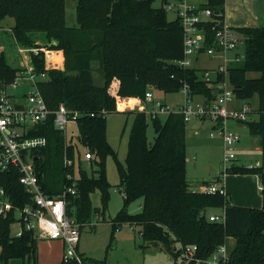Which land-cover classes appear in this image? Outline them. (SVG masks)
I'll return each mask as SVG.
<instances>
[{"label":"trees","instance_id":"obj_1","mask_svg":"<svg viewBox=\"0 0 264 264\" xmlns=\"http://www.w3.org/2000/svg\"><path fill=\"white\" fill-rule=\"evenodd\" d=\"M74 1L76 24L69 26L67 0H0V22L14 20L11 31L18 42L32 45V35L44 34L47 51L63 52L62 68L48 65L45 53L31 55L38 78L36 88L51 111L46 121L33 125L27 134L47 140L46 147L33 151L35 171L45 194L57 197L75 183V195H68L67 213L82 232L94 214H105L108 209L112 186L105 161L110 155L116 160L124 196V207L112 224V236L124 223L140 227L144 243L161 245L173 257L172 264H204L231 237L236 241L235 248L218 264H264V207L234 205L228 195L190 190L187 122L179 109L170 110L159 102L169 110L164 118L158 109L148 112L155 134L153 143L147 135V112H128L133 119L125 165L117 160L106 136L107 115L117 113L125 98L146 100L151 88L174 93L187 85L191 99L202 95L210 104L218 93V84L228 77L236 100L248 108L252 99L259 97L256 119H249L244 125L264 157V24L236 29L242 40V53L238 52L242 57L229 64L227 75L219 73L207 81L202 75L208 70L201 75L196 68L178 64L185 57L183 26L178 18L169 20L163 8H154V0ZM225 1L207 0L199 7L213 12L211 19L199 25L206 37L201 52L217 47L214 28L225 20ZM94 63L102 73V82L97 83L94 76ZM253 72L259 76L249 77ZM23 77V71L10 66L6 53L0 52V88ZM114 81L118 82L116 92H112ZM61 104L80 114L79 133L72 139L67 140L53 123L54 112ZM220 125L221 122L217 126ZM80 145L91 153V160L85 156L83 160L97 166V176L84 167ZM66 157L74 162L72 167L65 165ZM231 170L234 174L258 176L264 200V165L234 166ZM70 173L74 181L68 178ZM19 177L14 168L0 172V188L5 189L14 206L22 208L33 204V200ZM96 192L100 194L99 208H93L91 203ZM138 199L143 200L141 212L129 213V204ZM213 208H223V223L209 220L206 212ZM15 222L13 211L0 217V264L15 260H20V264H39L38 239L30 231L13 236L11 227ZM188 246L197 247L195 256L199 262L180 259L182 249ZM80 256L82 264H108ZM58 264L79 263L74 260Z\"/></svg>","mask_w":264,"mask_h":264},{"label":"built area","instance_id":"obj_2","mask_svg":"<svg viewBox=\"0 0 264 264\" xmlns=\"http://www.w3.org/2000/svg\"><path fill=\"white\" fill-rule=\"evenodd\" d=\"M163 9L167 13H174L176 18L181 21L184 30V59L178 64L182 67H190L191 59L206 55L210 59H220L221 63L217 70L206 71L203 73V79L210 81L213 75L226 74L231 62L239 60L242 55L240 48L242 40L236 30L230 28L225 20L222 24L214 28L217 47L207 48L201 52L205 45L204 32L199 25L204 20H209L213 12L209 9H201L186 2V0H176L175 2L166 1ZM24 48L19 52L24 53ZM24 73L26 78L33 86L25 97L27 103H13L12 95L9 93L11 88L17 89L20 85L19 79L10 85H3L0 88V172H6L11 168L17 169L20 173V184L26 192L32 197L33 204L25 207L14 206L8 199L4 188H0V217L10 212L16 214V222L19 230L15 236H21L24 231L33 232L37 239L41 240H60L63 244L62 261L70 262L76 260L82 264V258L79 250L81 240L80 225L69 217L67 213L68 195H75V183L67 188L61 195L51 197L45 194L39 183L38 174L34 166V150H40L47 145L44 137H27V134L33 125L47 120L51 111L48 109L45 100L36 88L35 82L38 79L33 69ZM217 71V72H216ZM213 73V74H212ZM212 74V75H211ZM44 78V74L41 75ZM218 93L214 100L207 106L203 104L196 111L191 107L190 91L187 85L182 87V91L187 95L186 104L181 106L178 112L184 115L186 122L193 116H209L215 125L219 126V135L223 141L225 149L224 161H231L240 136L236 132L228 129L226 124L230 121L240 123L249 120V108L244 105L241 108H231L230 104L236 99L228 77L218 84ZM153 96L150 92L146 93V100L151 101ZM21 105L22 109L16 106ZM160 113L166 114L168 108L162 107L159 102L156 103ZM54 126L56 129L67 133L68 124L74 122L76 126L77 119L80 117L78 112L68 110L63 104L54 112ZM94 116V115H92ZM90 152L84 154L86 160H91ZM65 165L72 167L74 162L65 158ZM68 178L74 181L73 174H68ZM200 192L208 194H220L227 196V191L221 180L205 184L200 188ZM211 222L223 223L225 221V211L221 215L209 216ZM196 246H188L182 249L180 259L186 262L199 260L196 258ZM225 245L220 246L211 258L204 264H218L220 260H226Z\"/></svg>","mask_w":264,"mask_h":264},{"label":"rangeland","instance_id":"obj_3","mask_svg":"<svg viewBox=\"0 0 264 264\" xmlns=\"http://www.w3.org/2000/svg\"><path fill=\"white\" fill-rule=\"evenodd\" d=\"M205 1L206 0H186L189 4L203 3ZM153 7L156 9L163 8V0H154ZM75 9L76 2L74 0H67V22L69 26H73L75 22ZM167 17L169 20H174L175 14L167 13ZM1 29L3 32L7 33V37L1 39L0 52H6L10 66L17 67L26 73L30 71L29 68H26V66L28 64L31 66V64L29 62L27 64L28 59L26 60L25 58L29 55L47 52L44 34L32 35L30 39L33 43L32 45H29L18 42L12 34L11 29L6 30L8 28L2 21L0 22V31H2ZM20 48H24L27 51L20 53ZM27 52H29V55H27ZM240 52L242 53V50H240ZM17 54L20 55L21 61L17 58ZM219 63H221L220 59L213 60L206 55H202L193 67L196 68L202 75V71L206 69L211 68V71L215 70ZM93 66L94 76L97 79V83L98 80L99 82H102L103 76L101 71L97 68L98 64L94 63ZM23 76H26V74H23ZM214 76L215 75H213V77ZM258 76L259 74L254 72L249 75V77L255 78ZM19 82L20 85L17 89L12 88L9 90V93L13 96L12 101L13 103H27L25 95L29 91L33 90V86L26 77H23ZM212 88H215V86ZM148 92L153 95V99L144 106L143 111L147 112L148 139L150 143H153L155 134L152 127V117L148 112L157 110V106L154 102H161L170 110L176 111L178 106L186 104L188 98L182 90L174 93H164L161 90L153 88V90L149 89ZM204 102L205 98L202 95H195L193 96L190 105L195 109L194 111H196L199 106L204 104ZM251 103V107L255 110L253 111L255 113L259 108V97L255 96ZM126 104H128L127 100L120 106L117 113L108 114L106 118L107 140L116 151L117 160L122 165H125L127 141L132 125L131 117L123 111L126 109ZM242 106H244V104ZM164 117L165 114H162V118ZM213 124L214 123L209 116H193L186 123V154L191 160L187 169V179L190 183L192 181L196 182V179L199 178H205L208 179V182H214L218 179L221 172L222 174L223 172L226 173L227 176L233 175V180L231 182L234 184L238 196L242 198L247 192L252 190V186L250 182H237V180L234 179L237 176L231 172V169L234 166L237 167V165L249 167L250 165H257L259 162L262 163L263 155L254 149V145L251 144V140L253 139L249 131L246 128H239L238 133L241 136L240 144L237 145L231 161L226 163L224 161L225 149L219 135V127L214 124L213 128ZM228 124L229 122L226 124V127L230 129ZM195 130L199 131V135H195ZM78 133L79 130L76 124L74 122L69 123L66 133L67 140L72 139L71 136L76 137ZM80 149L84 167H86L89 174L93 173L97 176V166L92 165L91 162L83 160V156L88 152V150L81 145ZM194 156L198 159L196 165L194 164ZM105 164L107 179L112 186L110 190L111 197L108 209L105 214H102L101 212L94 214L91 219V223L83 227L79 245L80 254L90 258L91 260H95L97 262L105 261L108 264H172L174 262L173 257L168 254L161 245L157 244L155 246H151L144 243L140 236V227H134L124 223L120 229L114 233V236H112V224L117 214L124 207V196L119 187L121 178L116 166V160L114 157L108 155L106 157ZM91 203L93 208L100 207L99 192H96L91 196ZM142 203V199H138L133 203H130L127 208L129 213H140ZM208 214L221 215L223 214V208L209 209ZM18 230L19 226L17 224H13L11 227L12 235L15 236ZM37 241L39 248L38 253L40 256H48L51 257L53 261H56L61 251L60 244L49 242L52 240L42 241L41 239H38ZM9 264H20V260L12 261Z\"/></svg>","mask_w":264,"mask_h":264},{"label":"crops","instance_id":"obj_4","mask_svg":"<svg viewBox=\"0 0 264 264\" xmlns=\"http://www.w3.org/2000/svg\"><path fill=\"white\" fill-rule=\"evenodd\" d=\"M166 1L175 2L176 0H163V5ZM206 3H207V0L203 3H195V4L193 3L190 5L195 6V7H200L202 5H205ZM175 18H176V15H175ZM66 20H67V16H66ZM2 22L5 23V26H7L8 29H6V30H10L14 24V20L12 18L5 19ZM225 23L230 28H233L234 30H236L238 28H244V27H258L261 24H264V0H226L225 1ZM67 24H68V22H67ZM75 24H76V16H75V22L73 25H75ZM6 37H7V33L3 32V30L0 31V43L2 41L1 39H4ZM24 52H26V51H24ZM28 53L29 52H27V55H29ZM45 54H46L48 65L56 66L58 68L63 67L64 57H63L62 51H58V50L57 51H47ZM17 55H18L17 58H19V60L21 61L20 55L19 54H17ZM30 56L31 55H29L27 58H25L26 60L28 59L27 64H28V62L31 64V66H29V64L26 66L27 69L33 68ZM199 58L200 57L192 58L190 67H193V65L198 62ZM206 70H212V69L209 68ZM111 86H112V92H116V90L118 88V82L114 81ZM151 89L153 90V88H151ZM126 100L128 101V104H126V106H125L126 109L123 110L125 114H128V112L143 111L144 106L150 102L148 100H140L137 98H125L122 101V103L119 105L118 109ZM243 104L244 103L242 101L234 100L230 104V107L231 108H241ZM251 106H252V103H251ZM251 106H250V111H249L248 117H249V119H254V118L256 119V115L253 112L255 110L252 109ZM180 107L181 106H178L177 109H179ZM129 116L131 117V119H133L131 115H129ZM202 124H203V122H202ZM228 126L232 131L236 132L237 134H239L238 133L239 128H246L247 129V127L244 125V123L236 122L233 120L229 121ZM213 128H214V124H213ZM186 133H187V129H186ZM195 135H199L198 130H195ZM239 136H240V134H239ZM252 139L253 140H251V144L254 145V149L259 151L262 155L261 148L259 147L257 140L253 137H252ZM240 141H241V136H240ZM240 141L238 142L237 145L240 144ZM193 159L195 161L194 164L196 165L198 159H196L195 156ZM189 163H191V160L187 155V169H188ZM262 165H264V157L262 158V163L259 162L257 165H250L249 168L262 166ZM237 166H240V165H237ZM242 167H246V166L242 165ZM221 174H222V172L218 176L217 180L222 181V184L224 185V187L227 191V195L229 196V198L231 199V201L234 205L251 207V208H258V209L264 207V200H263V197L261 195V183H260V179L258 176L247 175V174H235L237 177L234 179L237 180V182H240V181L250 182V184L252 186V190L247 192L244 195V197L240 198V196H238V194H237V191H236L234 184L231 182L233 180V178H232L233 175L227 176V174L224 172L222 175ZM196 180H197L196 182L192 181L191 183L188 181L190 184V190H192V191H200L201 190L200 188L203 185H205V182H208V179H205V178H199ZM208 183H211V182H208ZM206 213L208 216L214 215V214H208V210ZM42 241H45V240H42ZM49 242H52L55 244H58V243L60 244V248H61L60 255L56 261H53L51 257H48V256L47 257H41L40 254L38 253V263L39 264H58L62 261V253H63L62 242L60 240H52ZM224 245H225V249H226V254L228 256H230L233 249L235 248L236 241L234 238L230 237V238H227L225 240ZM38 250H39V248H38ZM79 250H80V248H79Z\"/></svg>","mask_w":264,"mask_h":264},{"label":"water","instance_id":"obj_5","mask_svg":"<svg viewBox=\"0 0 264 264\" xmlns=\"http://www.w3.org/2000/svg\"><path fill=\"white\" fill-rule=\"evenodd\" d=\"M208 104H209L208 101H205V102H204V105L206 106V109H208V108H207ZM16 108H17V109H22V106H21V105H17ZM148 245L155 246V245H157V244H155V243H151V244H150V243H149Z\"/></svg>","mask_w":264,"mask_h":264}]
</instances>
